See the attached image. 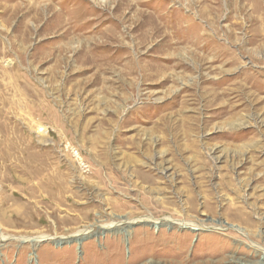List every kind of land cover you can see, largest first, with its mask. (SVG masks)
<instances>
[{
  "label": "rangeland",
  "instance_id": "374dc122",
  "mask_svg": "<svg viewBox=\"0 0 264 264\" xmlns=\"http://www.w3.org/2000/svg\"><path fill=\"white\" fill-rule=\"evenodd\" d=\"M263 255L264 0H0V264Z\"/></svg>",
  "mask_w": 264,
  "mask_h": 264
},
{
  "label": "built area",
  "instance_id": "2783aa9c",
  "mask_svg": "<svg viewBox=\"0 0 264 264\" xmlns=\"http://www.w3.org/2000/svg\"><path fill=\"white\" fill-rule=\"evenodd\" d=\"M39 132L41 133V135H44V134L48 135L49 134L48 128H45V127L39 128ZM65 148H66V151L70 154V156L73 159H77L78 150L76 148L71 147L69 144H66ZM79 166H80V164H79Z\"/></svg>",
  "mask_w": 264,
  "mask_h": 264
},
{
  "label": "bare ground",
  "instance_id": "6f19581e",
  "mask_svg": "<svg viewBox=\"0 0 264 264\" xmlns=\"http://www.w3.org/2000/svg\"><path fill=\"white\" fill-rule=\"evenodd\" d=\"M185 224H182L181 227H183ZM194 226V225H192ZM190 230H198V229H195V227H193L192 229L189 228ZM42 238H37L36 240H32L33 241V245H36L37 242L41 241ZM263 259H264V255H263ZM260 264H264V262H260Z\"/></svg>",
  "mask_w": 264,
  "mask_h": 264
}]
</instances>
